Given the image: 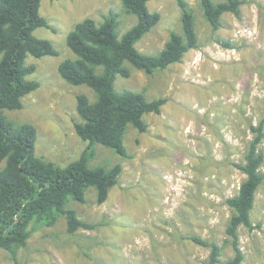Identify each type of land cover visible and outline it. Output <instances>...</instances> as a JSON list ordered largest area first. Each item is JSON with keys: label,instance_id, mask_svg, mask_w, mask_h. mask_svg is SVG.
Masks as SVG:
<instances>
[{"label": "rangeland", "instance_id": "obj_1", "mask_svg": "<svg viewBox=\"0 0 264 264\" xmlns=\"http://www.w3.org/2000/svg\"><path fill=\"white\" fill-rule=\"evenodd\" d=\"M180 1L194 15L197 47L165 70L146 74L130 68V77L117 75L115 81L117 92L165 98L166 104L160 114L144 117L146 132L128 128L127 157L94 147L91 167L122 166L107 201L98 204L91 188L84 203H68L95 228L69 234L64 216L54 225L34 223L16 261L0 249V264H207L210 249L194 237L218 244L221 264L233 258L226 242L232 215L226 200L238 194L246 178L236 165L244 163L254 139L251 127L262 124L264 132V0H240V14H224L216 31L198 0H151L149 11L161 19L136 44L140 53L158 55L172 33L183 34ZM110 13L117 17L120 38L137 23L120 0L41 1L40 15L50 28L34 34L51 41L57 55L27 57V66L36 68L28 79L40 87L23 98L22 109L4 115L36 127L35 154L44 161L65 167L87 147L74 129L80 121L76 97L95 100L94 93L68 84L58 68L75 58L66 43L75 26L86 18L100 23ZM260 150L264 153V138ZM251 220L254 230H239L242 264H264V183Z\"/></svg>", "mask_w": 264, "mask_h": 264}, {"label": "trees", "instance_id": "obj_2", "mask_svg": "<svg viewBox=\"0 0 264 264\" xmlns=\"http://www.w3.org/2000/svg\"><path fill=\"white\" fill-rule=\"evenodd\" d=\"M42 0H0V249L16 261L18 251L25 248L34 223L54 225L59 216L67 221L69 234L95 227L80 220L70 201L84 203L87 190L96 191L98 204L107 201L110 191L118 184L121 164L110 169L89 165L95 156L94 147L101 145L127 157L124 144L126 132L133 127L141 133L148 130L144 117L160 114L167 99L148 100L143 93L115 90L117 75L130 77V68L153 74L179 63L187 52L197 47L194 15L184 1L182 8L183 34L172 33L158 55L140 53L136 44L159 22V13L150 12L151 0H120L124 11L137 17V23L121 38L117 32V17L110 13L97 23L86 18L67 35V46L74 59L64 60L59 74L71 86H86L95 100L86 94L76 97L80 121L74 123L77 136L87 143L81 156L61 167L44 161L35 154L38 137L36 127L17 124L4 111L22 109L25 96L39 89L37 81L28 77L36 70L27 66L26 59L57 55L49 40L39 39L35 31L50 28L40 15ZM207 22L213 30L221 26L226 13L240 14L242 1L198 0ZM251 141L245 161L237 168L246 176L237 195L226 200L232 215L226 227L227 243L234 256L225 264H242L241 227L254 230L251 213L259 188L264 183V153L260 145L264 138L263 125L252 126ZM195 243L210 249L207 264H221L222 248L199 238Z\"/></svg>", "mask_w": 264, "mask_h": 264}]
</instances>
